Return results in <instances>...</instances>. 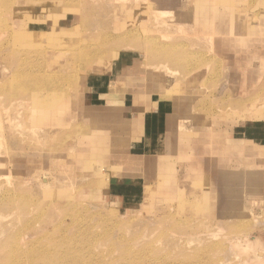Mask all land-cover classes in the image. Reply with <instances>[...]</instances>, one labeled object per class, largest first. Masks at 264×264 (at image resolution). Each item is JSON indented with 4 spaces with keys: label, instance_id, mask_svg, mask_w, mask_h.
Wrapping results in <instances>:
<instances>
[{
    "label": "rangeland",
    "instance_id": "obj_1",
    "mask_svg": "<svg viewBox=\"0 0 264 264\" xmlns=\"http://www.w3.org/2000/svg\"><path fill=\"white\" fill-rule=\"evenodd\" d=\"M80 1L0 0V41L5 40L0 42V116L10 103L21 100L24 104L9 115L12 126L1 120L0 196L18 188L26 194L24 207L2 208L3 227L10 224L13 230V219L22 212L28 215L31 209L41 216L35 223L41 233L35 237L55 238L67 231L69 236L77 232L73 222L80 218L89 235L106 234L97 240L101 244L96 250L101 249L105 261L114 260L115 264L120 263L126 247L140 252L153 246L164 256L162 264H185L187 260L189 264H202L201 259H195L198 255L211 264H239L243 255H234L228 241L236 238L254 243L249 252L264 250V156L247 158L243 147L245 135L256 144L260 139L254 136L255 129L260 134L264 131V0H131L125 5L91 0L79 10ZM148 1L153 3L149 8ZM145 16L150 20L145 21ZM154 16L161 19L155 21ZM68 28H72L70 32L65 31ZM7 29L11 34L33 31L30 39L38 38L39 43H26L20 48L22 52L17 49L14 54L16 46L10 42ZM124 29L138 34L106 40L111 33L117 36ZM125 50L132 58L125 72L137 74L135 78L140 80L131 81L126 74L115 79L118 73L113 71ZM26 63L36 66L33 73L43 72V67H50V71L57 65L65 71L46 82L53 83L36 89V82L22 77ZM198 69L203 72L197 73ZM96 76L104 81L113 78L109 87L112 101L123 96L131 84L154 100L175 101L176 125H168L167 130H172L154 149L158 153L129 160L127 145L135 138L129 139L126 125L117 120L118 103L113 107H86V85ZM150 84L158 90L151 91ZM71 93L74 95L70 97ZM184 98L189 100L185 102ZM34 123L52 127L33 135L28 126ZM210 128L216 132L212 134L227 138L223 151H216L212 157V162L225 158L223 167L208 164L209 155L194 152L196 137L203 134L202 138L208 139ZM261 140L264 144V138ZM36 147L39 149L32 151ZM56 154L61 158L74 156V161L60 163ZM195 155L202 158L200 166L182 163L185 157ZM124 176L142 177L141 184L117 182ZM41 180L48 186L41 185ZM114 189L117 192L110 193ZM205 226L209 230H203ZM116 240L120 244L113 245ZM214 255L217 257L212 258Z\"/></svg>",
    "mask_w": 264,
    "mask_h": 264
},
{
    "label": "bare ground",
    "instance_id": "obj_2",
    "mask_svg": "<svg viewBox=\"0 0 264 264\" xmlns=\"http://www.w3.org/2000/svg\"><path fill=\"white\" fill-rule=\"evenodd\" d=\"M91 0H81L80 2H79V6H78V9L80 10V8H82L83 7V5L84 4H87V3H89ZM110 1V0H109ZM111 1H117V5H125L126 3H129L131 0H111ZM146 1V0H145ZM141 2V1H140ZM71 3H73V2H71ZM116 3V2H115ZM231 3V2H230ZM6 4V3H5ZM151 4H153L152 2H150V1H148L147 2V7L149 8L150 7V5ZM71 5V4H70ZM69 5V6H70ZM5 6V5H4ZM73 6H74V3H73ZM9 8H10V6H8ZM71 7V6H70ZM147 7H146V9H147ZM10 11V10H9ZM63 11V10H62ZM68 11V10H67ZM116 12H118L119 13V11H116ZM160 12H162V11H159V13ZM12 12H10V14H11ZM62 13V12H61ZM156 13H158V10L156 11ZM158 13V14H159ZM162 14L163 15H165V12H162ZM29 15V14H28ZM140 16H142L141 14L139 15V17ZM160 16H162V15H160ZM159 16V17H160ZM221 16H222V14H221ZM146 17V16H145ZM165 18H166V16H165ZM27 19V18H26ZM143 19H145V21H148V20H150V17H146V18H144L143 17ZM153 19L155 20V21H158L159 19H161V18H157L156 16H154L153 17ZM174 19V18H173ZM172 19V20H173ZM110 20V19H109ZM108 20V21H109ZM163 20V19H162ZM165 21H166V19H164ZM223 20V19H222ZM144 21V20H143ZM144 21V22H145ZM161 21V20H160ZM164 21V23H166ZM101 22V21H100ZM105 22V21H104ZM156 23H158V22H156ZM189 24V23H188ZM107 26L109 25V24H106ZM130 25V24H129ZM169 25V24H168ZM174 26H175V24H173ZM10 26V25H9ZM8 26V27H9ZM112 26V25H111ZM137 26V25H136ZM150 26V25H149ZM166 26V25H165ZM180 26V25H179ZM178 25L177 26H175L176 28L177 27H179ZM188 26V25H187ZM174 27V28H175ZM112 28V27H111ZM134 28V27H133ZM152 28H155V27H153L152 26ZM71 29L72 28H68V29H66L65 31H67V32H70L71 31ZM115 29L117 30L118 28H117V26L115 27ZM138 29V28H137ZM148 29V28H147ZM150 29H151V27H150ZM185 29V28H184ZM7 30H9V29H7ZM6 30V31H7ZM11 30V29H10ZM10 30H9V32H10ZM125 31L123 32V33H118V35L117 36H115L113 33H111L112 35L110 36V37H107L106 38V40L108 41V40H110V39H115V41L117 40V39H123L124 38V36L125 37H127V36H129V35H132V33H133V31L132 30H126V29H124ZM139 30V29H138ZM137 30V31H138ZM152 30V29H151ZM153 30H155V29H153ZM177 30V29H176ZM186 30V29H185ZM64 31V30H63ZM134 31H136V30H134ZM1 32V31H0ZM12 32V31H11ZM11 32H10V34H11ZM157 32V31H156ZM159 32V31H158ZM23 33L24 34H22V33H19L18 32V34H11V39H10V42H12V43H15L14 44V46H16V48L12 51V53H16V50L17 49H19L20 50V52H22L21 51V49L20 48H22V47H24V46H26V43L27 44H30V45H34V44H38L39 42H36L37 40L36 39H38V38H36V39H30V37H31V35H32V33H33V31H23ZM39 33H42V34H44L43 32H39ZM135 33H137V32H134L133 34H135ZM3 34H6V32L5 33H3ZM85 34H87V33H85ZM90 34H92V33H90ZM120 34V35H119ZM138 34V33H137ZM141 34V33H140ZM139 34V35H140ZM147 34H148V32H147ZM156 34H158V33H156ZM161 34V33H160ZM163 34H165V33H163ZM163 34H162V36H163ZM168 34V33H167ZM191 34V33H190ZM212 34V33H211ZM214 35V34H213ZM213 35L211 36V37H213ZM0 36H2V35H0ZM9 37H10V35H8ZM87 36V35H86ZM161 36V37H162ZM165 36V35H164ZM170 35H168V37H169ZM232 36V35H231ZM6 36H4V38H5ZM19 37H25L28 41H26L24 38L23 39H21V38H19ZM85 37V36H84ZM90 37V36H89ZM92 37V36H91ZM104 37V36H103ZM135 37H136V35H135ZM137 37H138V35H137ZM140 37V36H139ZM155 36H153V38H154ZM166 37H167V35H166ZM1 38V37H0ZM3 38V37H2ZM7 38V37H6ZM5 38V39H6ZM86 38V37H85ZM143 38H146V36L145 37H143ZM164 39V38H163ZM7 40H8V42H9V39L7 38ZM6 40V41H7ZM42 41H43V39H41ZM125 40V39H124ZM140 40V39H139ZM152 38L150 39V41L152 42ZM161 40H162V38H161ZM165 40V39H164ZM197 40H200V39H197ZM3 41V39H1V41L0 42H2ZM5 41V40H4ZM3 41V42H4ZM79 41H81V39L79 40ZM148 41V40H147ZM201 41V40H200ZM31 42V43H30ZM162 42H163V40H162ZM179 42V41H178ZM92 43V42H91ZM91 43H89V44H91ZM143 43V42H142ZM155 43H157V41H155ZM195 43V42H194ZM79 44V43H78ZM88 44V43H87ZM113 44V43H112ZM154 44V43H153ZM7 45H8V43H7ZM86 45V44H85ZM93 45V44H92ZM164 46H165V44H163ZM163 45H162V47H163ZM173 45V44H172ZM171 45V46H172ZM178 45V44H177ZM177 45H174V47H176ZM1 46H3V45H1ZM5 46H6V44H5ZM9 46V45H8ZM28 46V45H27ZM73 46V45H72ZM143 46V44L141 45V47ZM170 46V47H171ZM179 46V45H178ZM186 46V45H185ZM7 47V46H6ZM39 47V46H38ZM46 47V46H45ZM79 47H82V46H79ZM106 47H107V45H106ZM109 47V46H108ZM107 47V48H108ZM180 47V46H179ZM3 48H5V47H3ZM10 48V47H9ZM25 48H27V47H25ZM83 48V47H82ZM116 48H117V46H116ZM128 48H129V46H128ZM164 48V47H163ZM184 48V47H183ZM40 49V48H39ZM38 49V50H39ZM68 49V48H67ZM165 49H167V48H165ZM172 49V48H171ZM182 49V48H181ZM194 49V48H193ZM204 49V48H203ZM208 49V48H207ZM1 50V49H0ZM3 50V49H2ZM18 50V51H19ZM23 50V49H22ZM41 50V49H40ZM66 50V49H65ZM70 50V49H69ZM72 50V49H71ZM84 50V49H83ZM98 50V49H97ZM102 50V49H101ZM131 50V49H130ZM179 49L177 48V50L176 51H178ZM192 50V49H191ZM202 50V49H201ZM24 51V50H23ZM25 51H27V50H25ZM29 51V50H28ZM27 51V52H28ZM31 51V50H30ZM42 51H44L43 49H42ZM62 51H64V50H62ZM75 51V50H74ZM73 51V52H74ZM106 51V50H105ZM104 51V52H105ZM107 51H108V49H107ZM141 51V50H140ZM204 51V50H203ZM4 52V51H3ZM8 52H10V51H8ZM19 52V53H20ZM41 52V51H40ZM39 52V53H40ZM61 52V51H60ZM76 52V51H75ZM92 52H94V51H92ZM95 52L97 53L98 51H96L95 50ZM149 52H151L150 50H149ZM175 52V51H174ZM24 53V52H23ZM23 53H22V55H23ZM33 53H34V51H33ZM45 53V52H44ZM89 53H91V52H89ZM98 53H101V52H98ZM125 53H126V50H125ZM164 53V52H163ZM162 53V54H163ZM170 53H171V51H170ZM200 53H203V52H200ZM205 53V52H204ZM9 54V53H8ZM30 54V53H29ZM28 54V55H29ZM35 54H37V53H35ZM73 54V53H72ZM127 54V53H126ZM156 54V53H155ZM161 54V53H160ZM161 54V55H162ZM193 54V53H192ZM197 54H198V51H197ZM196 54V55H197ZM33 55V54H32ZM75 55V54H74ZM94 55V54H93ZM100 56H101V54H99ZM134 55V54H133ZM158 55V54H157ZM165 55L167 56V54H166V52H165ZM170 55V54H169ZM202 56H203V54H201ZM201 55H199V56H201ZM207 55V54H206ZM15 56H17V55H15ZM31 56V55H30ZM34 56V55H33ZM38 56V55H37ZM37 56H35V57H37ZM85 56H88V54H86ZM84 56V57H85ZM99 56V57H100ZM102 56H103V54H102ZM208 56V55H207ZM19 57V56H18ZM18 57H17V59H18ZM25 57H27V56H25ZM105 57V56H104ZM154 58L156 57L155 55L153 56ZM177 57V56H176ZM197 58H198V55L196 56ZM195 57V58H196ZM204 57V56H203ZM29 58V57H28ZM28 58H26V59H28ZM31 58V57H30ZM78 58H80V57H78ZM90 58V57H89ZM93 58V57H92ZM112 58V57H111ZM162 58H164V54L162 55ZM161 58V59H162ZM169 58V57H168ZM167 58V59H168ZM174 58V57H173ZM172 58V59H173ZM196 58V59H197ZM19 59H21V55H20V58ZM45 59V58H44ZM75 59V58H74ZM157 59H158V57H157ZM202 59V58H201ZM8 60V59H7ZM29 60V59H28ZM28 60H26V61H28ZM71 60H73V59H71ZM77 60V59H76ZM85 60V59H84ZM83 60V61H84ZM110 60V59H109ZM163 60V59H162ZM198 60V59H197ZM19 61H22V59L21 60H19ZM24 61H25V59H24ZM31 61V60H30ZM36 61V60H35ZM78 61V60H77ZM91 61V60H90ZM89 61V62H90ZM161 61V60H160ZM3 62V61H2ZM80 62V61H79ZM109 62V61H108ZM195 62V61H194ZM219 62V61H218ZM85 63H86V60H85ZM94 63H96V62H94ZM100 63V62H99ZM121 63V62H120ZM64 64V63H63ZM124 64V63H123ZM158 64V63H157ZM174 64V63H173ZM196 64H197V62H196ZM21 65H23V64H21ZM24 65H27V66H25L24 68H23V78H24V81H27V80H29L30 82L32 81V82H36V89H41V88H43V86L46 84V86L48 85V84H51V83H53L54 82V80L55 79H57L58 77V74H62L63 73V70L65 71V67L63 68V67H60V65H57V66H53L52 67V69L50 70V71H48V69L50 68V67H43L44 69H43V72L41 71V73H33V71H34V69H35V67L36 66H34L33 64H24ZM104 65V64H103ZM156 65V64H155ZM210 65V64H209ZM75 65H73V67H74ZM106 66V65H105ZM159 66V65H158ZM166 66V65H165ZM202 67H200V69L201 68H203V64L201 65ZM161 67V66H160ZM189 67H190V65H189ZM205 67V66H204ZM162 68V67H161ZM163 68H165V67H163ZM207 68V67H206ZM71 70H72V68H70ZM69 69V70H70ZM166 69H167V67H166ZM6 70V69H5ZM38 70H40V69H38ZM68 70V69H67ZM69 70H68V73H69ZM77 70V69H76ZM161 70V69H160ZM199 70V69H198ZM30 72L31 74H29V73H26L25 74V72ZM75 71V70H74ZM158 71H159V68H158ZM165 71V70H164ZM197 71V70H196ZM195 72V71H194ZM200 72H203V70H199V71H197V73H200ZM229 72L231 73V68L229 69ZM72 73H75V72H72ZM52 79H54L52 82H49V83H46V82H48V81H50V80H52ZM86 79V78H85ZM84 79V81H83V83L85 84V82H86V80ZM76 80V79H75ZM22 81H23V79H22ZM73 81L74 80H72V83H73ZM31 82V83H32ZM71 82V81H70ZM71 84V83H70ZM60 88V87H59ZM21 89V88H20ZM19 89V90H20ZM24 90V89H23ZM44 90V89H43ZM112 90V89H111ZM110 90V91H111ZM42 91V90H41ZM75 91H76V89H75ZM74 93V92H73ZM85 93V92H84ZM75 94V93H74ZM73 94V95H74ZM72 95V93L70 94V97L71 96H73ZM66 97V96H65ZM18 99V98H17ZM20 99V98H19ZM71 99V98H70ZM185 102L186 101H188V100H186L185 98L183 99ZM1 99H0V103H1ZM13 101V100H12ZM40 101V100H39ZM4 102V101H3ZM23 103V101H21L20 100V102H18V101H15V102H13V103H10V105H9V107H8V109H4L3 111L4 112H2V113H4L3 114V117L2 116H0V127H1V120H2V118H4L6 121H7V123H8V125L9 126H12L13 125V121L12 120H10L9 119V115L12 113V112H15V111H18V109L17 108H19L20 106H22V105H24V104H22ZM41 103V102H40ZM2 104V103H1ZM72 107V106H71ZM2 108H4V107H2ZM1 108V109H2ZM53 108V107H52ZM102 110V109H101ZM100 109H98L97 111L99 112V111H101ZM19 111H21V110H19ZM77 114V113H76ZM0 115H1V113H0ZM181 115V114H180ZM175 117L176 116H174V115H171L170 116V119L172 120V121H169V122H171V123H169L168 125H169V127H175V125H176V123H175ZM31 126V127H30ZM47 127H48V129H50V127H52V126H49L48 124H45V125H39V124H37V123H34V124H30L29 126H28V128H31V130L33 131L32 133H33V135H35L36 133H37V131L40 129L42 132H44L45 130H48L47 129ZM168 127V126H167ZM169 130H172V129H170V128H168ZM13 130H15L16 131V129L14 128ZM169 130H167L168 131V133L170 132ZM175 130V129H174ZM14 131V132H15ZM21 131V130H20ZM30 131V130H29ZM29 131H28V133H29ZM18 132V131H17ZM22 132V131H21ZM74 132V131H73ZM212 132H215V130L213 129V128H210L209 129V131H208V133H211V136H209V138L207 139H203L202 138V135L203 134H199L197 137H196V140H195V142H194V146H195V149H194V152H200L201 154H206V155H209V158H208V160H207V162H208V164H212V163H216V164H218L219 166H224V164H225V158H223V157H219V159L217 160V162H212V160H214V158H212V157H214L213 156V154L216 152V151H223V142L224 141H226V137H221V135L220 134H218V135H216L215 133L214 134H212ZM16 133V132H15ZM17 134V133H16ZM22 134V133H21ZM30 134H31V132H30ZM44 134V133H43ZM76 133H74V135H75ZM173 134V133H172ZM20 135V134H19ZM78 135V134H77ZM76 135V136H77ZM66 136V135H65ZM64 136V137H65ZM1 138H2V135L0 134V140H1ZM66 138V137H65ZM167 138V137H166ZM226 138V139H225ZM37 140V139H36ZM46 140V139H45ZM44 141V140H43ZM168 141H169V139H168ZM249 143H252V142H250V141H248V140H246V139H243V147H244V152H245V155H246V157L247 158H250V157H258V156H264V153H263V149H264V146H260V145H256V144H249ZM37 144L39 145V143H38V141H37ZM43 144H46L45 142H43ZM48 144V143H47ZM40 147L42 146V144L41 145H39ZM44 148V147H43ZM247 148V149H246ZM37 149H39L38 147H36V148H34L32 151H34V152H36L37 151ZM67 154V153H66ZM68 154H70V153H68ZM256 154H258V155H256ZM62 156V158L58 155V154H56V157H57V160H58V162H60V163H64L63 161H66V162H73L74 161V156H66V155H61ZM63 157L65 158V159H63ZM191 157V156H190ZM202 158L200 157V155H195L194 157H192V158H184V161L182 162L185 166H192V165H194V166H200L201 165V160ZM261 164H263L264 165V158L261 160ZM219 174V173H218ZM221 178V177H220ZM40 184L41 185H43V186H48V183H46V182H44V181H42L41 180V182H40ZM2 185H4V184H2ZM15 185V187H16V184H14ZM5 188H6V186H4ZM12 187V186H11ZM18 187V186H17ZM20 187V186H19ZM21 188V187H20ZM79 188H80V186H79ZM78 188V186H77V190L79 189ZM101 188V187H100ZM6 189H8V187L6 188ZM16 189V188H15ZM17 190V192H14V190H7V191H5L4 192V197H2L1 198V196H0V264H112L113 262H115L114 260H113V262H106L105 260H106V258L105 257H103L102 256V253L100 252V251H102L101 249L99 250V252L96 250L97 248H99V246H100V244H101V242L100 243H98V241L97 240H101V239H103V237H105L106 236V234L105 235H103V236H100V237H98V236H92V235H89V231H86V230H88L87 228L85 229H83V226H81V224H82V220L80 219V218H78V220L77 219H74V222H73V225H75V227L77 226V228H76V230H77V232H74L73 234H71L70 236L68 235V231L67 232H65L64 234H62V235H60V236H58V237H47V236H45V235H43V236H41V235H37L36 237H35V235L37 234V232H40V231H37L38 229H39V227H37V229H36V219H41L40 217V215L38 214V215H35L34 214V212H32L31 211V209H30V212H28V215L27 214H24V212H22V215H20L21 213H19V215L18 216H16L14 219H13V224H15V228H13V230L11 229V227H10V224L9 225H5L6 227H3V224H1V218H2V208H13V209H15V208H20L21 206L22 207H24L23 205H24V201L26 200V194L24 193V192H22V191H20V189L18 188V189H16ZM15 190V191H16ZM76 191V190H75ZM115 191H117V190H115ZM2 192V191H1ZM74 192V191H73ZM75 193V192H74ZM53 194V193H52ZM64 194H66V192L64 193ZM99 194V193H98ZM0 195H1V193H0ZM6 195H7V197H6ZM77 195H79V194H77ZM94 195V194H93ZM51 197V196H50ZM88 198V197H87ZM98 198H100V197H98ZM77 199H78V197H77ZM77 199H76V201H77ZM84 199V198H83ZM51 202H52V199L50 200ZM74 201H75V199H74ZM79 201V200H78ZM81 201V200H80ZM91 201V200H90ZM99 201H100V199H99ZM27 202V201H26ZM88 202V201H87ZM28 203V202H27ZM100 203V202H99ZM31 204V203H30ZM28 205V204H27ZM33 205V204H32ZM89 205V204H88ZM79 206V205H78ZM92 206V205H91ZM97 206V205H96ZM28 207V206H27ZM31 207V206H30ZM32 208V207H31ZM33 209H34V207H33ZM92 209H94V208H92ZM7 211V210H6ZM22 211H24V210H22ZM37 211V210H36ZM58 211V210H57ZM15 212V214H14V216L16 215V211H14ZM9 213V212H8ZM13 213V212H12ZM11 213V214H12ZM58 213H60V212H58ZM49 214V213H48ZM56 214V213H55ZM54 214V215H55ZM26 216V217H25ZM48 215L46 214V217H47ZM57 216V215H56ZM60 216V215H59ZM45 217V216H44ZM58 217V216H57ZM110 217H111V215H110ZM48 218V217H47ZM52 219V218H51ZM40 221V220H39ZM42 221V220H41ZM45 221V220H44ZM52 221V220H51ZM58 221V220H57ZM204 221H205V219H204ZM45 222H48L49 223V221H45ZM61 222V221H60ZM59 222V223H60ZM3 223V222H2ZM36 223V224H35ZM44 223V222H43ZM42 223V224H43ZM54 223V222H53ZM46 224V223H45ZM50 225H51V222L49 223ZM12 225V224H11ZM44 225V224H43ZM47 225V224H46ZM49 225V226H50ZM123 225H125V223L123 224ZM128 225V224H127ZM126 225V226H127ZM202 226H203V223L201 224ZM40 227H41V225H40ZM51 227V226H50ZM124 227V226H123ZM198 227V226H197ZM6 228H7V230H6ZM8 228H10L11 229V231L10 232H8L9 231V229ZM42 228V227H41ZM44 228V227H43ZM54 228V227H53ZM58 228V227H57ZM98 228V227H97ZM128 228H129V226H128ZM125 229V228H124ZM130 229V228H129ZM203 230H207L208 229V227H203L202 228ZM44 230V229H43ZM42 230V231H43ZM46 230H48V228L46 229ZM59 230V229H58ZM73 230V229H72ZM93 230H96V229H93ZM127 230V229H126ZM209 230V229H208ZM45 231V230H44ZM53 232V231H52ZM41 233V232H40ZM50 233V232H49ZM57 233V232H56ZM71 233V232H70ZM127 233V232H126ZM39 234V233H38ZM58 234V233H57ZM94 234V233H93ZM128 234V233H127ZM126 234V235H127ZM212 234H214L213 232H212ZM33 235H34V237H33ZM49 235V234H48ZM51 235V234H50ZM52 235H56V234H52ZM108 235V234H107ZM242 235V234H241ZM48 238V240H47V242L46 241H44V238H45V240ZM111 237V236H110ZM212 237V236H211ZM238 237V236H237ZM248 237V236H247ZM128 238V237H127ZM245 238V237H244ZM107 239H109V238H107ZM121 239H123V238H121ZM237 239V238H236ZM236 239H231V241L230 240H228L229 242H230V246H231V248H232V252H234L235 254L234 255H237V257L239 256L240 258H241V254L243 255V257L239 260V264H264V250L262 249L261 250V248L259 249L258 248V250H256V251H254V252H252V251H250L249 252V250L250 249H252V247H253V244L254 243H251L250 241H249V239H243L242 241L241 240H236ZM223 240L224 241H226V239H224L223 238ZM105 241H108V240H105ZM104 241V242H105ZM112 241V240H111ZM227 241V242H228ZM122 242V241H121ZM126 242H128V241H126ZM126 242H123V243H126ZM131 242V241H130ZM132 243V242H131ZM130 243V244H131ZM223 243V242H222ZM117 244H120V242L119 241H117L116 240V242H113V245H117ZM98 245V246H97ZM105 245V244H104ZM126 245V244H125ZM127 245H128V243H127ZM126 245V246H127ZM132 245V244H131ZM138 245V244H137ZM108 246H109V244H108ZM124 246V245H123ZM122 246V247H123ZM102 247V246H101ZM115 247V246H114ZM125 247V246H124ZM153 247V246H152ZM152 247H148V248H146V249H143L142 251H140V252H134L133 250H132V248L131 247H126V248H123V254H122V256H121V259H118V260H120V263L119 264H162L163 263V257L164 256H160L159 255V253H158V250H157V252H156V250H154V248L152 249ZM119 248V247H118ZM135 248V247H134ZM142 249V248H141ZM157 249V248H156ZM218 249H220V248H218ZM137 250V249H136ZM139 250V249H138ZM104 251V250H103ZM115 251V250H114ZM122 251V250H121ZM146 251H148L149 252V254L146 252ZM151 251H155L156 253H157V255H156V253L155 254H153V253H151L150 254V252ZM208 251V250H207ZM218 251V250H217ZM106 252V251H105ZM219 252H220V250H219ZM221 252H222V250H221ZM111 254H113V253H110V255H107V256H111ZM113 256V255H112ZM215 257H217V256H212V258H215ZM189 258H191L190 256H189ZM202 258H204L203 256L202 257H200V255H198L197 257H195V259H197V260H200L201 262H202V264H203V262H204V264H211V261H205V260H203ZM207 258H208V256H207ZM235 258V257H234ZM108 259H112V258H108ZM107 259V260H108ZM206 259V258H205ZM209 259V258H208ZM218 259V258H217ZM191 260H192V258H191ZM209 260H211V259H209ZM213 260V259H212ZM111 261V260H110ZM188 261V260H187ZM185 262V264H189L188 262ZM220 261V260H219ZM118 262V261H117ZM191 262V261H190ZM193 262V261H192ZM191 262V263H192ZM196 262H198V261H196ZM214 262V261H213ZM216 262H218V261H216ZM199 263V262H198ZM113 264H115V263H113ZM194 264V263H193ZM200 264V263H199Z\"/></svg>",
    "mask_w": 264,
    "mask_h": 264
},
{
    "label": "crops",
    "instance_id": "obj_3",
    "mask_svg": "<svg viewBox=\"0 0 264 264\" xmlns=\"http://www.w3.org/2000/svg\"><path fill=\"white\" fill-rule=\"evenodd\" d=\"M129 61H132L129 54H122L118 58L116 69L113 71L115 74L118 73L115 75V79L121 78L125 74L128 75V77L130 76L131 81L135 77H138L137 74L130 72L128 74L125 72H128L127 68L129 66ZM111 78L112 77H109L105 82L103 78L99 79V77L96 76L91 83L89 81L87 82L84 100L89 103L87 105L85 104L86 107L91 109L104 106L113 107L115 103H118V105H116L119 106L117 120L119 123L121 122L126 125L124 130L125 135L129 137V139L135 138V140H131L129 146L127 145L129 160H135L139 159V157L151 156L158 153V150L154 151V149L158 148L162 138L166 135L168 120L175 112V101L154 100L151 94L143 92L144 90L139 88L136 84H131L129 90L126 88V91L125 89L123 96H120L117 101H112L110 99L111 94L109 89L110 83L113 81ZM137 79L138 78H135L134 80ZM149 86H151V91L158 90L154 89L156 87L154 84H150ZM94 115L98 117L96 112ZM260 133L261 132L258 133V129L256 128L254 136L260 139V142L256 141L259 143H256V145L264 146V144L261 143V139L264 138V131L262 134ZM244 137L247 139L246 135ZM247 140L252 142L255 139L252 140V138L249 137ZM141 178L142 177L139 176H124L122 178L118 177L119 180H117V182L138 185L141 184ZM110 181H113V179H110ZM111 189L112 187L109 190ZM113 192L117 191L114 189L110 193Z\"/></svg>",
    "mask_w": 264,
    "mask_h": 264
}]
</instances>
